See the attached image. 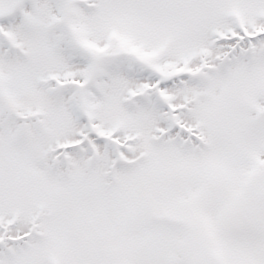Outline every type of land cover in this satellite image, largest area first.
Listing matches in <instances>:
<instances>
[{"label":"snow or ice","instance_id":"snow-or-ice-1","mask_svg":"<svg viewBox=\"0 0 264 264\" xmlns=\"http://www.w3.org/2000/svg\"><path fill=\"white\" fill-rule=\"evenodd\" d=\"M0 264H264V0H0Z\"/></svg>","mask_w":264,"mask_h":264}]
</instances>
